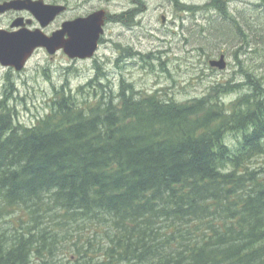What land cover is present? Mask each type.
<instances>
[{
    "label": "trees",
    "instance_id": "16d2710c",
    "mask_svg": "<svg viewBox=\"0 0 264 264\" xmlns=\"http://www.w3.org/2000/svg\"><path fill=\"white\" fill-rule=\"evenodd\" d=\"M246 85L231 104L217 86L184 103L61 91L34 126L1 100L0 264H58L73 227L92 249L75 264H264V82Z\"/></svg>",
    "mask_w": 264,
    "mask_h": 264
},
{
    "label": "rangeland",
    "instance_id": "374dc122",
    "mask_svg": "<svg viewBox=\"0 0 264 264\" xmlns=\"http://www.w3.org/2000/svg\"><path fill=\"white\" fill-rule=\"evenodd\" d=\"M224 1L229 16L213 9ZM45 2L68 5V10L43 29L47 34L60 29L67 20L100 9L107 11L108 19L99 50L92 59L71 60L62 51L50 55L39 49L21 72L0 64V101L15 107L17 121L22 125H38L51 111L52 98L61 91L79 94V89L90 91L93 85L111 87L117 94L130 84L135 97L157 95L178 103L206 97L210 88L217 86L223 92L229 90L224 100L231 104L249 90L248 85L238 88L248 83L249 78L264 82V0ZM129 11L133 12L131 19L127 14L121 17ZM16 15L9 12L0 16V28L10 30L21 16L33 20L29 28H41L32 15ZM218 24L233 27L236 35H225L226 31ZM220 34L224 36L219 37ZM223 54L227 68H212L210 61L219 60ZM240 137L231 133L226 141L236 150ZM257 163L264 164V154ZM0 224L4 225L1 218ZM75 228L71 232L77 240L71 237V232L62 239V247L54 257L56 263L75 264L70 250L76 243L92 254L91 247L84 244L87 236L78 240L79 230Z\"/></svg>",
    "mask_w": 264,
    "mask_h": 264
},
{
    "label": "water",
    "instance_id": "95a60500",
    "mask_svg": "<svg viewBox=\"0 0 264 264\" xmlns=\"http://www.w3.org/2000/svg\"><path fill=\"white\" fill-rule=\"evenodd\" d=\"M67 9L66 4L46 3L45 0H7L0 3V14L9 10L28 11L41 26L33 30L26 24H31L32 19L19 17L11 24L16 29L0 28V64L21 71L40 48H45L52 55L64 51L71 59L94 57L105 33L107 11L100 9L87 16L67 20L52 34L45 33L43 28ZM210 64L224 70L227 67L226 56L223 54L219 60H211Z\"/></svg>",
    "mask_w": 264,
    "mask_h": 264
},
{
    "label": "flooded vegetation",
    "instance_id": "af4514ba",
    "mask_svg": "<svg viewBox=\"0 0 264 264\" xmlns=\"http://www.w3.org/2000/svg\"><path fill=\"white\" fill-rule=\"evenodd\" d=\"M9 12H13V14L16 13V14L18 15V16L16 15L17 17H19L22 13H24V14H25V13H28V14H30V13L27 12V11H9ZM9 12H7V13H9ZM7 13H5V14H7ZM14 17H15V16H14ZM17 17H16V18H17ZM21 17H23V16H21ZM9 69H10V70H13V69H11V68H9Z\"/></svg>",
    "mask_w": 264,
    "mask_h": 264
}]
</instances>
